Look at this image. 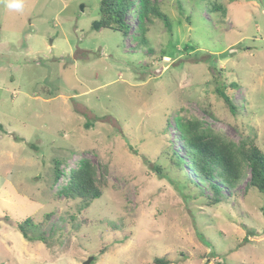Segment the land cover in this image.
<instances>
[{
    "label": "rangeland",
    "instance_id": "374dc122",
    "mask_svg": "<svg viewBox=\"0 0 264 264\" xmlns=\"http://www.w3.org/2000/svg\"><path fill=\"white\" fill-rule=\"evenodd\" d=\"M216 1L225 12L158 0L172 31L152 16L144 45L132 15L128 36L93 28L100 0H0V264H264V194L249 174L211 204L175 164L177 117L264 151V0ZM82 158L107 167L89 206L62 192ZM29 217L46 241L18 230Z\"/></svg>",
    "mask_w": 264,
    "mask_h": 264
},
{
    "label": "trees",
    "instance_id": "16d2710c",
    "mask_svg": "<svg viewBox=\"0 0 264 264\" xmlns=\"http://www.w3.org/2000/svg\"><path fill=\"white\" fill-rule=\"evenodd\" d=\"M206 1L213 11L225 12L222 3L216 0ZM99 7L100 17L92 25L96 30L111 28L128 36L133 31V24L129 20V15H132L138 21V37L141 39V44L148 45L146 23L152 19V16L162 19L168 30L172 31L171 20L160 10L158 0H100ZM219 79L215 76L217 94L224 100L230 111L236 112L237 105ZM84 115L87 117L86 113ZM92 125L93 121L88 117L86 126ZM169 125L175 128L186 147L185 157L180 156L175 150V164L182 168L186 165L191 167L199 178L196 181L197 187L201 186L204 190V185L207 183L206 185L213 191V195L209 196L211 204L220 203L224 191L235 189L239 181L248 174L247 187H253L264 194V151L254 140L243 139L236 144L211 128L204 127L203 122L197 118L177 117L169 122ZM62 164V159L54 160L55 182L64 175ZM99 167L102 168L103 173L107 172L106 166L96 165L91 159L82 158L79 167L71 171L68 183L62 190L63 194L70 198H82L86 206H89L91 201L101 198L103 190L98 177ZM47 216H50V213ZM16 227L27 240L46 241L45 234L36 231L40 226L30 217L16 223ZM155 263L169 264L170 260L166 257H156Z\"/></svg>",
    "mask_w": 264,
    "mask_h": 264
},
{
    "label": "clouds",
    "instance_id": "9594fccd",
    "mask_svg": "<svg viewBox=\"0 0 264 264\" xmlns=\"http://www.w3.org/2000/svg\"><path fill=\"white\" fill-rule=\"evenodd\" d=\"M7 8L12 10H21L23 8L22 0H7Z\"/></svg>",
    "mask_w": 264,
    "mask_h": 264
},
{
    "label": "water",
    "instance_id": "95a60500",
    "mask_svg": "<svg viewBox=\"0 0 264 264\" xmlns=\"http://www.w3.org/2000/svg\"><path fill=\"white\" fill-rule=\"evenodd\" d=\"M93 258H90L86 261V264H89Z\"/></svg>",
    "mask_w": 264,
    "mask_h": 264
}]
</instances>
